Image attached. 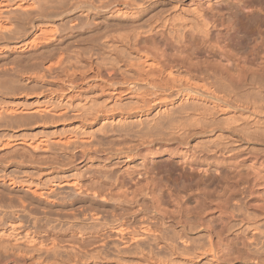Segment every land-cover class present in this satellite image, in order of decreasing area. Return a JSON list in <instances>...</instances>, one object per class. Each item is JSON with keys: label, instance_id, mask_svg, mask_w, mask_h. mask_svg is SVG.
<instances>
[{"label": "bare ground", "instance_id": "1", "mask_svg": "<svg viewBox=\"0 0 264 264\" xmlns=\"http://www.w3.org/2000/svg\"><path fill=\"white\" fill-rule=\"evenodd\" d=\"M0 264H264V0H0Z\"/></svg>", "mask_w": 264, "mask_h": 264}]
</instances>
